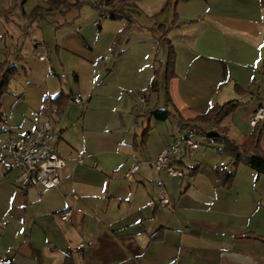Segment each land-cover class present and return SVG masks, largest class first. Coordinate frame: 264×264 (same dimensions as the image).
Returning a JSON list of instances; mask_svg holds the SVG:
<instances>
[{"label": "crops", "instance_id": "1", "mask_svg": "<svg viewBox=\"0 0 264 264\" xmlns=\"http://www.w3.org/2000/svg\"><path fill=\"white\" fill-rule=\"evenodd\" d=\"M66 1L57 12L39 16L33 8L22 16L15 10L22 0H0V10L11 14L0 21L11 39L0 64L16 69L8 93L0 78V264H264V176L203 145L179 164L184 179L154 166L166 146L193 137L180 118L193 121L215 106L236 107L202 127L246 146L251 117L264 104V0L191 1L195 13L169 34L177 58L167 121L153 116L159 104L149 107L161 79L166 90L156 67L157 25H134L129 14L140 8L127 3L109 6L119 18L95 26L102 5L92 3L98 12L88 19L86 0ZM136 92H147L140 116L130 105ZM61 95L80 97L85 109L57 102ZM52 103L63 110L53 119L51 143L66 160L61 185L24 189L20 173L5 172V148L46 120ZM119 103L125 108H113ZM136 161L140 170L127 180ZM218 170L236 176L230 189L220 186ZM163 191L173 212L159 206ZM66 210L73 211L69 222L60 217Z\"/></svg>", "mask_w": 264, "mask_h": 264}, {"label": "built area", "instance_id": "2", "mask_svg": "<svg viewBox=\"0 0 264 264\" xmlns=\"http://www.w3.org/2000/svg\"><path fill=\"white\" fill-rule=\"evenodd\" d=\"M101 17L95 22L99 26L108 18V7L102 5ZM45 56L40 60L44 61ZM142 106L146 104V95H142ZM71 103L81 109L86 104L80 97H74ZM48 112L44 121H39L36 128L9 141L5 148V172L11 174L18 172L21 175V187L24 189L32 186H40L44 190L57 189L61 185L60 173L66 168V160L51 149V143L55 138L53 119L58 115V110L50 105L46 107ZM35 118L40 119V114L35 113ZM264 123V104H260L250 120L251 128L255 129ZM200 144L194 137H187L175 141L166 146L157 156L154 166L158 174H167L172 179H184L185 173L179 167L183 157L192 155L200 149ZM135 159V157H134ZM78 163L84 164L83 156L78 157ZM140 170V163L136 161L125 175L127 180L133 181ZM159 206L164 210L174 211V204L165 191L162 192ZM61 220L69 222L73 217L72 210H66L60 214Z\"/></svg>", "mask_w": 264, "mask_h": 264}, {"label": "trees", "instance_id": "3", "mask_svg": "<svg viewBox=\"0 0 264 264\" xmlns=\"http://www.w3.org/2000/svg\"><path fill=\"white\" fill-rule=\"evenodd\" d=\"M28 0H22V7L27 3ZM179 1H187V0H179ZM125 0H103L102 5H106L107 7L118 5L124 3ZM65 6H69L66 0H46V8L38 7L36 9L37 15H44L48 13L57 12ZM8 15L10 12L7 13ZM108 19L116 20L119 16L114 12H108ZM127 32V31H126ZM122 33L112 49L114 53L119 47L120 39L126 34ZM161 41L168 43L170 45V53L168 57V62L166 65V73H165V85L168 96V83L173 74L174 66H175V53L173 51V47L169 42L168 38H162ZM16 69L14 67H9L7 63L0 64V78L2 79V94L8 93L10 83L13 78L16 76ZM157 85V81H154L151 88L155 89ZM69 98H65L62 95L56 100L57 102L60 100L62 104H65L66 100ZM72 97H70L69 102H71ZM50 104V103H49ZM52 105L57 106V104L52 103ZM60 106H57L58 115L63 114V110ZM235 105L233 103H229L223 106H215L210 109L208 114L203 117H199L193 121H185L182 118L179 120V124L182 128L187 129L191 132L193 137L198 138H206L212 140L207 143V147H211L212 145L218 146L221 148V153L230 157L236 166L244 165L246 167L254 170L258 177L264 176V151L261 147V142L264 137V123L259 124L253 131L252 135L249 138V148L246 146L241 147L238 146L234 141L229 139L226 135L217 133V132H209L205 130L202 126L216 124L222 121L225 117H227L230 113H233L235 110ZM48 114V112H47ZM153 116L158 121H167L171 117V113L169 111H154ZM181 166V165H180ZM218 175L220 179V186L226 187L230 189L233 186L236 176L228 174L225 170H218Z\"/></svg>", "mask_w": 264, "mask_h": 264}, {"label": "rangeland", "instance_id": "4", "mask_svg": "<svg viewBox=\"0 0 264 264\" xmlns=\"http://www.w3.org/2000/svg\"><path fill=\"white\" fill-rule=\"evenodd\" d=\"M85 1V0H84ZM102 1L103 0H86V7H84V17L90 19L91 15L94 12H98L97 10H95V6L92 3H99L100 6L102 5ZM192 0H187V1H179V0H125L124 3H122V5H126L127 3H131L134 4L136 3L139 8H140V13L135 14L134 12H131L130 10H125V12H131L129 15L131 16V21H132V16H133V24L136 26H150L154 27V25H157V31L156 33H158L159 35V41L161 43V47H160V52H157L156 54V64H157V69L160 72L161 69L163 70V73L165 74L166 71V65L168 62V57H169V53H170V45H168V43H165L164 41H161L162 38H165L169 40V42L171 43V46L173 47V51L175 53V60L177 58V51H176V47L175 45L170 41V37L169 34L173 31H180L183 29V26L185 25L181 19H186L191 17L192 13H195L196 9L194 8V3L191 2ZM46 0H28L27 3L24 5V7L21 6V2L18 8H15L16 13L17 14H21L23 16L25 9L26 10H32L33 8L37 9L38 7L45 5ZM83 3V2H82ZM81 3V4H82ZM45 7V6H44ZM73 10H76L78 7L77 6H70ZM102 7V6H101ZM79 10V9H78ZM9 11V10H8ZM8 11H1L0 10V21L2 22V20H6V18H10L11 14H7ZM81 11V10H79ZM99 18L101 17L102 13H101V8L99 10ZM156 11V12H154ZM134 13V14H132ZM13 14V11H12ZM71 15H73V13H71ZM23 18V17H22ZM99 20V19H98ZM108 20V22H112L110 21V19L106 18L104 21L106 22ZM103 21V22H104ZM193 23L192 21L188 22L187 24ZM120 25L116 24V28H118ZM5 31L3 29H1L0 27V54H2L3 52L6 54L7 53V49L11 48L10 47V42L11 39L9 36L4 34ZM175 35V34H174ZM138 38V37H137ZM136 38V39H137ZM136 39L134 40V43L136 42ZM1 58V55H0ZM52 58V57H51ZM164 76L162 75V78ZM1 91V89H0ZM14 93H16V90L14 88V90L12 91ZM147 92H136V94L132 95V103H130V105H133L132 108L135 109V113L137 115L140 116V114H142L145 110H147V104L146 106H142V95H145ZM2 96V95H0ZM148 98V97H147ZM151 102L149 103V107H153L156 104H159V110H165L166 109V90L164 88V82L163 79H161V82L157 88V90L154 92V94L151 97ZM6 105L7 106H11V104L13 103L11 96L6 97L5 99ZM134 103V104H133ZM125 104H116L114 105L113 108H125L124 107ZM72 108H77L76 109V115H78V113L80 112V110L78 109V107H72ZM180 135V134H178ZM212 140L206 139V138H198L197 142L200 145H203L204 147H207L206 144L211 142ZM211 147H216L218 148V146H214L212 145ZM250 145L247 142L246 144V148H249ZM205 149V148H203ZM207 149V148H206Z\"/></svg>", "mask_w": 264, "mask_h": 264}]
</instances>
